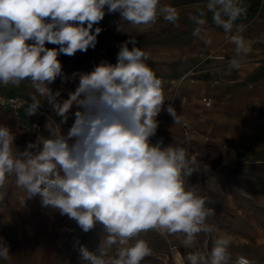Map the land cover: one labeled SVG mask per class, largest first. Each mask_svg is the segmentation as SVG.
Here are the masks:
<instances>
[{
  "label": "clouds",
  "instance_id": "clouds-1",
  "mask_svg": "<svg viewBox=\"0 0 264 264\" xmlns=\"http://www.w3.org/2000/svg\"><path fill=\"white\" fill-rule=\"evenodd\" d=\"M117 12V32L125 24L149 26L162 18L174 25L179 19L178 10L164 0H0V87L30 82L35 94L22 105L25 115L38 113L42 97L61 118L59 124L49 118V135H37L22 151L15 145L16 134L0 125V189L14 177L24 193L17 197L19 208L38 196L42 207L74 220L85 233L102 225L95 250L74 242L81 264H142L154 254L141 238L149 231L194 249L180 264H256L245 255L233 257V236L209 223L215 216L206 204L209 197L189 183L193 173H207L209 166L201 168L185 147L150 142L166 101L164 81L135 38L119 45L116 63L101 61L79 74L78 86L66 99L49 87L58 77L67 80L58 57L95 49L103 29L94 25ZM208 13L234 45L229 70L239 69L252 44L243 24H237L247 14L244 0H206L188 15L196 25L192 35L205 46L213 43ZM166 111L180 122L171 104ZM70 114L74 121L64 134L60 125ZM5 196L0 190V201ZM201 233H217L210 249L197 247ZM10 259L9 246L0 241V261Z\"/></svg>",
  "mask_w": 264,
  "mask_h": 264
},
{
  "label": "crops",
  "instance_id": "crops-1",
  "mask_svg": "<svg viewBox=\"0 0 264 264\" xmlns=\"http://www.w3.org/2000/svg\"><path fill=\"white\" fill-rule=\"evenodd\" d=\"M178 10L179 19L170 24L162 18L155 25H123L117 32L120 21L119 13H106L98 24L103 31L97 37L95 49L86 65H97L101 61L116 63L119 45L135 38L136 46L148 51V61L152 70L164 81L165 104L158 115L159 127L150 138L152 144L162 140V147L182 146L195 155L198 161L209 166L207 173H193L189 178L191 185H199L202 193L209 197L207 206L213 209L220 193L222 175L225 169L241 166L248 169L255 165H264V0H244L247 7L246 17L237 24H243V35L252 41L251 50L242 60L239 69L229 70L228 63L234 56V45L229 43L223 30L212 23V14L207 15L206 27L211 33L213 43L205 46L192 35L196 25L188 19L190 13L203 7L206 0H164ZM133 45L129 44L131 49ZM217 56H223L219 58ZM76 74V75H73ZM79 72L63 71V76L49 85L53 91L60 90L61 98L66 99L70 91L79 84ZM8 96L19 97L24 101L34 93L30 82L24 81L19 86L0 87ZM211 97L212 107L204 112L202 98ZM38 113L27 117L22 110L18 117L25 126L40 123L45 137L49 131L45 125L49 118L59 124L60 117L52 112L44 102ZM171 104L180 117L174 123L166 109ZM76 109L73 108L72 112ZM74 116L69 115L67 124L60 125L66 134ZM18 124V122H17ZM192 127L188 139L184 138L183 125ZM43 126V127H42ZM19 127V124H18ZM56 131L60 129L53 125ZM21 131V130H20ZM30 131V130H29ZM24 132V131H22ZM34 134L25 132L29 135ZM21 191L10 197L9 207L0 208V241L9 246L10 261L0 264H81L78 247L74 242L89 250H95L103 235V226L97 224L85 233L74 220L61 216L50 208L41 205L40 198L26 201V206L19 208L17 197ZM141 238L148 241L153 249V256L145 258L152 264H180V258L194 249H186L175 237L165 238L156 231L142 233ZM172 240L170 244L168 241ZM197 247L210 249L211 242L201 233ZM173 246L177 248L174 250ZM235 257V254H233Z\"/></svg>",
  "mask_w": 264,
  "mask_h": 264
},
{
  "label": "rangeland",
  "instance_id": "rangeland-1",
  "mask_svg": "<svg viewBox=\"0 0 264 264\" xmlns=\"http://www.w3.org/2000/svg\"><path fill=\"white\" fill-rule=\"evenodd\" d=\"M5 112L0 109V114ZM18 114L16 112L15 116L21 131L32 134L35 131L36 136L43 135L41 134L44 132L43 128L41 131L34 130L40 123L33 122L25 126ZM16 147L22 151L17 145ZM239 168L236 173L219 172L222 180L216 190L221 195L214 201L215 216L209 223L219 229L220 233H229L233 236L231 247L233 254L245 255L256 261V264H264V165H255L248 169H241V166ZM0 190L6 193L5 199L0 201L2 209L9 207L12 195L23 192L15 185L14 177H8L3 189ZM37 197L29 201H34ZM216 234H205V239L212 243V236ZM145 264L152 262L148 260Z\"/></svg>",
  "mask_w": 264,
  "mask_h": 264
},
{
  "label": "trees",
  "instance_id": "trees-1",
  "mask_svg": "<svg viewBox=\"0 0 264 264\" xmlns=\"http://www.w3.org/2000/svg\"><path fill=\"white\" fill-rule=\"evenodd\" d=\"M46 47L54 48L58 47L56 45L52 44H46ZM92 50L89 49L85 53L77 52L74 56L69 57L67 55H60L58 59L61 61L63 66V71L66 72H79V73H85L90 72L95 65L88 66L86 65V62L88 61L89 57L92 55ZM0 125L8 126L14 134H16V145L23 150L27 143L30 141H35L36 138L32 135H29L25 132L20 131L17 119L15 114L11 112H5L3 114H0ZM228 173H236L240 170L239 166L235 168H228L225 169Z\"/></svg>",
  "mask_w": 264,
  "mask_h": 264
},
{
  "label": "built area",
  "instance_id": "built-area-1",
  "mask_svg": "<svg viewBox=\"0 0 264 264\" xmlns=\"http://www.w3.org/2000/svg\"><path fill=\"white\" fill-rule=\"evenodd\" d=\"M219 58H223V56H217ZM24 101L22 98L19 97H9L5 94L0 92V109L5 110L6 112H11L13 114H16L18 110H20L23 105ZM213 100L211 97H203L202 98V107L200 108L201 112H204L212 107ZM35 129H40L39 126H36ZM184 129V138L188 139L189 133L191 132L192 127L188 124L183 125ZM177 247L173 246V249L175 250Z\"/></svg>",
  "mask_w": 264,
  "mask_h": 264
},
{
  "label": "bare ground",
  "instance_id": "bare-ground-1",
  "mask_svg": "<svg viewBox=\"0 0 264 264\" xmlns=\"http://www.w3.org/2000/svg\"><path fill=\"white\" fill-rule=\"evenodd\" d=\"M1 93H3V94H5L4 92H1ZM6 95V94H5ZM6 96H8V95H6ZM9 97H12V96H9ZM24 101V100H23ZM23 110V108H21L20 110H18L17 111V114L19 113V112H21Z\"/></svg>",
  "mask_w": 264,
  "mask_h": 264
}]
</instances>
